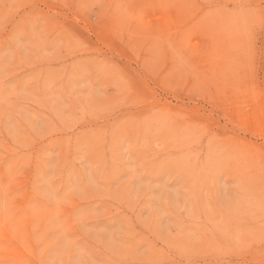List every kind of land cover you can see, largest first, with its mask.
<instances>
[{
	"label": "rangeland",
	"instance_id": "1",
	"mask_svg": "<svg viewBox=\"0 0 264 264\" xmlns=\"http://www.w3.org/2000/svg\"><path fill=\"white\" fill-rule=\"evenodd\" d=\"M0 264H264V0H0Z\"/></svg>",
	"mask_w": 264,
	"mask_h": 264
}]
</instances>
